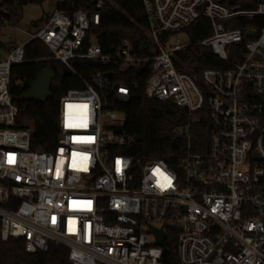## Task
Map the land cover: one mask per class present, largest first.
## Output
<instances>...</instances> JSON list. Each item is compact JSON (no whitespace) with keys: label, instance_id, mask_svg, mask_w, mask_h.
<instances>
[{"label":"built area","instance_id":"obj_1","mask_svg":"<svg viewBox=\"0 0 264 264\" xmlns=\"http://www.w3.org/2000/svg\"><path fill=\"white\" fill-rule=\"evenodd\" d=\"M58 2L67 9L30 40L0 50V264L1 246L15 240L28 254L64 245L71 264H165L169 231L178 264H264V0H142L154 46L147 56L127 40L103 50L95 29L104 0ZM202 20L211 34L192 41L187 30ZM32 40L81 82L60 101L55 152L34 151L31 130L14 128L11 71ZM196 49H210L222 66L183 71ZM84 62L104 70L83 75ZM139 66L151 72L149 99L188 113L175 129L187 139L176 168L122 152L133 140L120 131L127 116L118 106L139 84L120 76ZM203 118L208 149L194 151L190 131ZM151 228L166 233L162 246Z\"/></svg>","mask_w":264,"mask_h":264},{"label":"trees","instance_id":"obj_2","mask_svg":"<svg viewBox=\"0 0 264 264\" xmlns=\"http://www.w3.org/2000/svg\"><path fill=\"white\" fill-rule=\"evenodd\" d=\"M46 0H0V26H17L21 23L23 10L29 4L42 5ZM94 2L95 0H89ZM223 4L230 1L243 5V0H217ZM57 10H66L65 4L57 1ZM142 0H104L100 25L95 29L98 43L105 52L119 48L125 40L131 42L133 53L147 56L154 51V46L145 35L147 25ZM88 11H93L89 8ZM49 18L35 22L33 28L39 30ZM138 19V22H137ZM35 31V32H36ZM192 41L202 40L211 34L209 22L202 20L187 30ZM2 48L9 51L6 45ZM25 63L15 66L11 71V97L18 109L14 128L30 129L31 145L34 151L55 152L59 136V105L62 97L70 89L81 86L80 80L57 62L50 61L51 52L40 41L32 40L25 46ZM183 71L199 74L209 67H221L222 63L210 49H196L184 58ZM87 67H82V65ZM51 68L56 74L51 98L44 103L25 102L23 96L31 88L39 75ZM84 75L89 69L104 70L94 62L77 64ZM149 67L131 68L121 74L120 80L128 86L138 83V89H132L130 101L121 104L118 109L126 113L127 119L120 129L132 138V144L123 148L125 155L136 161L163 160L170 167L176 168L187 152V139L175 135V129L186 125L188 113L171 103H162L149 99L146 94ZM190 131L194 151L208 149L211 124L207 118L195 124ZM163 246L165 264H178L177 236L169 231ZM23 240L3 244L1 264H71L68 260L69 248L64 245H51L45 253L28 254Z\"/></svg>","mask_w":264,"mask_h":264},{"label":"rangeland","instance_id":"obj_3","mask_svg":"<svg viewBox=\"0 0 264 264\" xmlns=\"http://www.w3.org/2000/svg\"><path fill=\"white\" fill-rule=\"evenodd\" d=\"M58 0H46L42 5L29 4L23 10L21 23L17 26L3 24L0 26V50L2 45L8 49L20 42H27L31 35L35 33L33 25L42 18L50 16L57 6Z\"/></svg>","mask_w":264,"mask_h":264},{"label":"water","instance_id":"obj_4","mask_svg":"<svg viewBox=\"0 0 264 264\" xmlns=\"http://www.w3.org/2000/svg\"><path fill=\"white\" fill-rule=\"evenodd\" d=\"M229 3L232 4L233 2L230 1ZM107 76L112 77L111 74H107ZM56 77L55 72L51 68L44 70L41 75L38 76L28 92L24 94L22 98L23 101L45 104V102H47L52 96L51 89ZM150 232L153 233L157 239L156 245L162 246L166 240V233H164L163 230H157L156 228H151Z\"/></svg>","mask_w":264,"mask_h":264},{"label":"snow or ice","instance_id":"obj_5","mask_svg":"<svg viewBox=\"0 0 264 264\" xmlns=\"http://www.w3.org/2000/svg\"><path fill=\"white\" fill-rule=\"evenodd\" d=\"M117 163L119 164V161ZM154 174L160 175L167 182V184L170 185L171 181L166 176H164V174L162 172H160L159 169H156Z\"/></svg>","mask_w":264,"mask_h":264},{"label":"crops","instance_id":"obj_6","mask_svg":"<svg viewBox=\"0 0 264 264\" xmlns=\"http://www.w3.org/2000/svg\"><path fill=\"white\" fill-rule=\"evenodd\" d=\"M3 50V52H6V50L5 49H2Z\"/></svg>","mask_w":264,"mask_h":264}]
</instances>
